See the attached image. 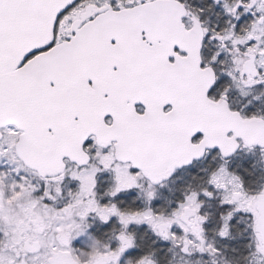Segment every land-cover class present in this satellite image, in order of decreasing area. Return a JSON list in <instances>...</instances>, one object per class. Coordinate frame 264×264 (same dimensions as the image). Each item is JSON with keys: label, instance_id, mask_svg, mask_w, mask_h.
Instances as JSON below:
<instances>
[{"label": "snow or ice", "instance_id": "obj_1", "mask_svg": "<svg viewBox=\"0 0 264 264\" xmlns=\"http://www.w3.org/2000/svg\"><path fill=\"white\" fill-rule=\"evenodd\" d=\"M0 264H264V0H0Z\"/></svg>", "mask_w": 264, "mask_h": 264}]
</instances>
